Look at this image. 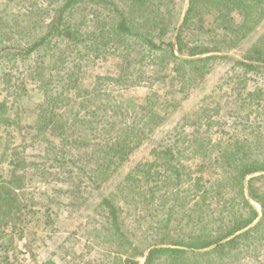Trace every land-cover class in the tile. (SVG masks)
<instances>
[{
  "label": "rangeland",
  "instance_id": "374dc122",
  "mask_svg": "<svg viewBox=\"0 0 264 264\" xmlns=\"http://www.w3.org/2000/svg\"><path fill=\"white\" fill-rule=\"evenodd\" d=\"M22 1L0 0L1 51L7 44L14 48L20 43L27 44L32 40L31 37L39 34L42 23L49 20L50 16L39 20L42 13L36 11L27 23H23L20 13L25 8L19 6V2ZM27 1L38 3L42 7V0ZM43 1L46 2V0ZM112 1L117 3L120 8H124V3L120 0ZM153 2V7L149 11H134L132 15L136 18L128 15L130 20L136 23L133 28L136 30L138 28L137 33L141 37L153 40L158 45L163 42H173L176 54L181 59L197 60L209 57H214V59L199 64L197 68L184 64L181 66V62L172 59L169 48L155 50L145 44L141 37H128L127 44L116 42L122 40L106 31L107 34L101 35L100 39H105L104 43L108 41L106 39L111 40L109 44L103 46L108 53L102 49L103 54L96 59L94 55H90L89 59L84 61L80 70L77 71L81 80L78 87L87 91H91L95 87L97 78H105L106 84L103 90L107 93L102 95L98 102L109 104L111 107L102 117L105 123L111 124L107 131L102 132L103 138L95 150L88 148L83 151L79 148L82 142H87L89 137L92 142L96 140V132L93 129L85 131L82 124L76 120L79 109L78 102H75V97L79 93L76 89L69 91L71 99L63 100L64 103L61 102L57 105L51 102L47 106L49 112L45 111V114L49 116L50 114L56 115V122L59 123V126L62 125L64 131L59 137L52 135L51 129L47 132L48 136L35 137L38 128L36 119L39 112H43L40 105L44 103L45 93L39 85V81L31 79L26 74L29 72L28 65L32 64L33 69L37 63L46 67L52 64L55 58L45 50L39 60L20 59L16 62L11 56H2L7 52L0 53V74L5 68V71H9L13 66L19 68L11 71V84H15V86L6 88L4 84L0 83V102L6 103V106L0 110V117L7 116L12 120L7 123L0 122V186L10 183L9 186L15 188L14 203H10L7 210L6 207L0 212L1 264L116 263L121 256H115L116 253H113L115 252L113 250L114 243L110 239V233L102 229L101 224L105 220L101 215L99 203L102 196L108 197L114 192L118 193L119 197L125 195L126 192L123 191L122 195L121 190L125 188L126 184L135 183V179L132 177L125 183V177L130 174L137 177L142 172V170L138 172V167L155 159L154 149L157 147V141L165 138L166 143L173 144L178 138L181 141L178 146L182 150L186 149L184 157L177 159L176 164L180 160L179 164L185 167L180 169L183 182L181 188L185 190L181 197L185 199L188 194L191 195L189 199L192 201L188 204L190 209L202 191L204 192L201 187L207 188L210 185L208 180H214L217 183L218 180H222L218 179L217 175L223 174L220 169L222 165L216 167L212 165L216 156L211 154L213 155L212 159H202V155L198 153L199 146L207 147L208 145L210 147L221 139L224 140L225 132L235 131V127L243 123V115H246L247 122H253L254 125L258 119L259 122L264 123L262 106L258 108L254 105L256 107L252 106V109L246 107L247 109L242 110L235 104V102H242L247 105L250 92L256 91V88L264 90V76H261V72L259 74L249 73L235 63L236 61L253 63L247 60L246 55L251 45L258 41L260 34L264 31V15L261 14L258 17L261 11L258 12L256 18H258L257 20L262 18V23L256 28L253 24L254 29L248 31L243 40L237 41L236 32L240 31L239 23L242 20L236 11L225 10L223 17L215 21L216 14L222 13L202 10L199 26L195 31L196 39L201 41L192 43V46L196 48L208 46L217 48L219 51L190 57L186 52L181 54L177 47V37L189 9L190 0H153ZM86 4L84 3L82 6H86ZM87 6L89 7V4ZM88 7L87 15L75 18L76 20L80 19L81 29L86 30L87 33L93 31L95 22H97V26H103L105 30H109L112 24H117L113 6L102 4ZM125 10L128 11L127 8ZM258 10H261V7ZM35 20L38 21L36 24ZM232 29L233 31H231ZM108 33H110V37ZM184 38L188 40L187 35ZM87 39L89 38L87 37ZM228 40L229 42H227ZM53 42L52 53L57 55L66 49V45L58 39H54ZM117 45L119 50L114 54L113 51ZM130 62L131 64L128 65ZM253 64L264 66L262 63ZM163 65L164 68H162ZM177 67L179 72H176ZM22 81L25 84L20 88L19 85ZM243 87H245L244 90ZM59 93L60 89L55 87L51 94L56 98ZM64 104L66 105L63 106ZM262 104L264 103L262 102ZM237 111L244 114L237 113ZM152 114L155 119L150 118ZM125 124L130 126L135 134L133 138L126 141H124ZM170 136L173 138L170 139ZM185 136L187 141L182 143ZM60 138H67L68 142L65 143H68V150L73 148L76 155L79 152H86L90 158L104 156L109 145L119 140L122 145L127 144L128 147L135 145V147L129 152L127 159L122 160L123 162L121 159H117L115 151H111L109 156L114 159L110 166L108 163L105 164V169L109 166L107 179L104 182H99L100 189L96 191L92 187H88L86 190L84 181L82 187H79L80 189L73 192L72 188L70 193L65 192L71 186L68 180L72 175L76 179L77 173L66 172L70 169L59 170L58 167L51 164L50 157L46 155L51 141L58 146ZM109 139L110 142H108ZM78 143L80 144L77 145ZM199 151L201 152V149ZM234 151L236 150L234 149ZM18 164L19 166L16 167ZM119 165L120 167L117 169ZM159 169L162 173L163 166ZM214 170H217L216 174H212ZM99 173H101V169H99ZM260 174L264 173L260 172L246 177L245 192H247L248 198V184L251 179ZM151 175L154 176L156 185L154 205L140 199L139 209H135V206L130 204L133 202L134 194L129 191V199H127L129 205L124 207V213H122L125 220V226L122 225V227L123 230L127 229L133 235L131 242H134L136 247L140 244L139 241L144 244H154L147 248L145 255L155 248L162 247L177 248L189 253L209 251L214 248L215 246L196 250L186 246L155 243V238L158 237L157 232L160 230L158 226L162 227V216L165 215H162V206L159 207L156 204L157 202L162 203L163 192L170 195L172 191L167 188L162 189V183L159 182L157 174ZM140 176L136 180L137 193L139 194L148 191L149 187H153V183L146 184ZM227 176L228 174H225L223 178L229 181ZM160 178L162 180V176ZM201 179L203 180L199 183ZM155 180H158V183ZM254 185H259V188L264 190V182H255ZM198 190L201 193L197 194ZM230 193L227 194L231 195ZM139 196L137 197L139 198ZM172 203L167 205L165 212L172 205L167 212L176 211L178 215L187 213V207L181 208L177 202ZM252 203L260 213L258 219L249 228L254 227L262 220L260 207L256 203ZM117 204H119L118 201ZM19 206L21 207L19 208ZM241 210L243 211V209ZM175 224L176 222H172V226ZM193 225L186 224L181 230L183 234L179 239L188 240V242L194 240L195 242L200 231ZM199 226L201 227V225ZM200 238L206 240V234ZM129 250L131 251V249ZM145 259L146 257L140 258L138 261L140 264H144ZM159 263L172 264L173 261L162 257L158 260ZM178 264H264V225L258 232L255 231L250 236V242L247 245L239 247L231 253L228 252L222 256H215L199 262L188 257L187 260L183 259Z\"/></svg>",
  "mask_w": 264,
  "mask_h": 264
},
{
  "label": "trees",
  "instance_id": "16d2710c",
  "mask_svg": "<svg viewBox=\"0 0 264 264\" xmlns=\"http://www.w3.org/2000/svg\"><path fill=\"white\" fill-rule=\"evenodd\" d=\"M22 2H19V6L20 8H25L23 9V12L20 13L23 23H27L29 18H31L36 11L42 13H39V20L50 16L49 20L42 23L39 28V34H36L33 38L31 37L32 40L27 42V44L20 43L17 44L15 48L14 46L7 44L2 51L0 50V53L7 52L2 56H11L16 62L20 59L28 61L31 59L39 60L41 54L45 50L55 58L52 64L46 66L47 68L40 63H37L34 66V69L32 64L28 65L29 72L26 74L29 75L31 79H37L45 93L44 103L40 105L42 106L43 112H39L36 119V125L38 128L35 137L41 138L48 136L47 132L49 129H51L52 135L59 137L62 131H64L62 125L59 126V123L56 122V115L50 114V117L45 114V111L47 113L49 112L47 106L51 102L57 105L61 102L64 103L63 100L71 99L72 96L69 97V91L76 89V91L79 92L75 97V102H78L79 106L76 120L78 123L82 124L85 131L93 129L96 132V140L92 142L89 137L87 142H82L79 148L83 151L88 148H91V150L94 148L95 150V147L98 146V143H100V140L103 138L102 132L107 131L111 124L109 122L105 123L102 118L111 107L109 104H100L98 102L101 99L100 97L107 93L103 90V87L106 84L104 82L105 78H97L95 87L91 91H87L78 87L80 86L81 80L79 72L77 71L80 70L83 62L89 59L90 55H94L96 59L103 54L102 49H104V44L107 45V43L109 44L111 42L110 39H106L108 41L104 43L105 39H100L102 37L101 35L107 34L106 31L111 32L122 40H117L116 42H125L126 44L128 43V37H141V35L137 33L138 28L137 30L133 28L136 23H133L128 15L132 18H136L132 15L134 11H149V9L153 7L154 2L153 0H120V2L124 3V8H120L119 5L112 0H46V2L42 0V7L39 6L38 3L28 2L27 0H23ZM84 3L89 4V7L90 5L93 7L102 4L113 6L116 13L115 18H117V24H112L109 30H105L103 26H97V22H95L93 31L87 33L86 30L81 29L82 24L80 19H75L79 16L87 15L88 6L87 4L86 6H82ZM23 4H26L25 6L28 7H25ZM125 7L128 9L127 12ZM259 7H261V10H258ZM205 9L216 13L218 11L222 13L216 14L215 21L223 17V12H225V10L236 11L241 17L240 20H242L241 23H239L241 29L236 32V40L241 41L243 40V37H246L248 31L254 29L252 26L253 24H255L256 28L262 23V18L257 20L258 18H256V15L260 11L261 13L258 17H260L261 14L262 16L264 15V0H190L189 9L177 37V47L181 54L186 52L187 56L198 57L200 55L219 51L217 48L208 46H202L201 48L192 46V43L201 41L200 39H196L195 31L199 26L200 14L202 10ZM36 22L38 21L35 20L34 23L36 24ZM231 31H233V29ZM108 34L110 37V33ZM185 35H187L188 40L184 38ZM87 37L89 39H87ZM95 38L97 39L95 40ZM141 38L145 44L155 50H161L164 47L169 48L172 59L181 62V66L186 65L197 68L199 67V64L214 59V57L200 58L197 60L181 59L176 54L173 42H163L161 45H158L153 40H149L143 36ZM54 39H58L66 45V49L59 52L57 55L51 52ZM100 41L102 45L100 44ZM227 42H229V40ZM118 50L119 47L117 45L113 53L115 54ZM104 51L106 50L104 49ZM106 52L108 53V51ZM247 53V60L253 63L264 64V31L260 34L258 41L254 45H251ZM235 63L249 73L259 74L261 72V76H264V66L238 61ZM68 64H71V66ZM130 64L131 62L128 63V65ZM162 68H164V65ZM14 69L19 68L13 66L10 67L9 71H5V68L0 74V83L4 84L6 88L15 86V84H11V71H14ZM176 72H179L178 67L176 68ZM23 84H25L24 81L20 83L19 87L21 88ZM54 86L60 89V93L56 98L51 94L55 88ZM244 88L245 87H243V90ZM256 89V91L249 93V103L247 105L242 102H235V104L242 110L246 107L251 108L254 105L258 108L262 106L264 111V104H262V102L264 103V90L262 88ZM65 105L66 104L63 106ZM4 106H6V103L0 102V110H2ZM237 113L244 114L240 111H237ZM153 114L150 118L155 119ZM242 120H244L243 123L238 124L239 126L237 125L235 127V131L224 133V136H226L224 140L221 139L218 143L211 145L212 147H209L208 145L207 147L204 145L199 146L201 152L198 150V153L202 155V159H212L213 155L216 156L212 165L214 167L222 165L220 169L223 174H218V177L216 176L218 179H222H217V183H215L214 180H208L210 185L205 189L204 187H201L204 192L200 189L202 194L197 201L193 200L196 202L192 208H188V204L192 201L189 199L191 195L188 194L185 199L181 197V194L185 192V190L181 188L183 182L181 180L182 172L180 169L185 167L179 164L180 160L177 161L178 164H176V160L184 157L186 149L182 150L178 146L181 142L178 138L173 144L166 143L165 138H161L157 141V147L154 149L155 159L152 162H147L138 167V172L142 170V172L139 173L142 176L138 175L137 177H133V175L130 174L125 177V183L131 177L135 179V183L126 184L125 188L129 190L127 191L125 188L121 190L122 195L123 191L124 193L126 192L124 196L119 197L116 192L108 197L102 196L99 208L105 221L101 226L102 229L105 231L107 230L110 233V239L112 243H114L113 250H115V252L113 253H116L115 256H121H118V261L114 264H140L138 259L144 257H146L144 264H158V260L162 259V257L169 258V260L173 261L172 264H178V262L183 259L187 260L188 257L199 262L215 256H222L228 252L231 253L250 242V236L254 234L255 231L258 232L260 227L264 225V190L259 188V185H254L255 182H264V174H260L250 180L248 184L249 198L247 197V192H245V179L252 174L260 172L264 173V123L259 122V119L257 120L256 125H254L253 122H247L246 115L242 116ZM3 121L7 123L12 120L7 116L4 118L0 117V122ZM125 125L126 136L124 141L133 138L135 135L132 128L127 124ZM51 134H49V136H52ZM119 137L120 136L118 135V138ZM172 138L173 136H170V139ZM186 141L187 138L185 136L182 143ZM65 142H68L67 138H60V145L57 146L51 141V146L47 148L46 155L50 157L49 160L51 161V164L58 167L59 170L62 169V171H65L66 169H70V171L66 170V172L77 173H75L76 179H74L75 176L72 175L71 178H69L70 180H68L71 183V186H69L70 188H67L65 192L70 193L72 188L73 192L80 189L79 187H82L84 181V188L86 190L88 187H92L96 191L100 189L101 184L99 182H104L107 179L108 168L111 165V161L114 159V157L109 156L111 151H115L117 159H121V162H123L127 159L129 152L134 150L135 147V145H130L129 147L127 144L122 145L119 140L114 142V144H108L109 148L104 156L90 158L86 155V152H79L76 155L73 148L68 150V143ZM108 142H110V139ZM79 144L80 143L77 145ZM234 149L236 151H234ZM107 163L109 166L105 169V164ZM18 166L19 164L16 165V167ZM161 166H163L162 173L159 169ZM119 167L120 165L117 166V169ZM99 169H101V173H99ZM153 173L157 174L159 182L162 183V189L167 188V190L172 191L170 195L163 192L162 203L157 202L156 204L159 205V207L162 206V215H165L162 216V227L158 226L160 230L157 232L158 237L155 238V243H159L160 245L168 244L173 246H186L196 250H204L215 246L214 248L209 251L189 253L188 251L177 248L162 247L155 248L145 255L147 248L154 244H144L139 241L140 244L136 247L134 242H131L133 241V235H131L127 229L123 230L122 227V225L125 226V220L122 217V213H124V207L129 205V201L127 200L129 199L128 193L131 191L134 194L133 202L130 204H133L135 209H139L138 202L140 199L147 203H152L150 205H154V202L156 201L154 188L156 185L154 183V176L151 175ZM213 173L216 174L217 170H214L212 174ZM225 174H228L227 177H229V181L226 178H223ZM139 176L145 180L146 184L153 183V187H149L148 191L141 192L140 194L137 193L136 186V180ZM161 176L162 180L160 178ZM202 180L203 179H201L199 183H201ZM157 181L158 180H155V182ZM9 185L10 183H6L5 185L0 186V212L6 207L7 210L10 203H14L15 188ZM228 192H231V195L227 194ZM198 193L201 192L198 190L197 194ZM225 194H227L228 197ZM139 195L145 198H141ZM137 196H139V198ZM118 198L120 200H117ZM117 201L119 204H117ZM171 202H177L181 208L187 207V213L178 215L176 211L173 213L167 212L171 209L172 205L165 212L167 205ZM252 202L260 207L262 220L254 227L249 228L258 219L260 213ZM20 207L21 206H19V208ZM241 209H243V211ZM172 222H176V224L172 226ZM186 224H194L193 226L200 231L199 236H196L195 242L194 240L188 242V240L179 239L183 234L181 230ZM199 225H201V227ZM99 230L101 232V229ZM177 233H179L178 236H176ZM204 234H206V240L200 238V236ZM175 237H178V239H175ZM129 249H131V251ZM45 264L53 263L46 262Z\"/></svg>",
  "mask_w": 264,
  "mask_h": 264
}]
</instances>
